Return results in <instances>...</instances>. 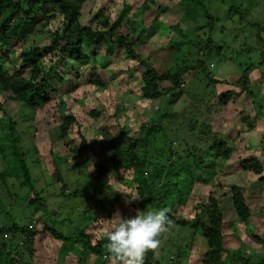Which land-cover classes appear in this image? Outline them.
<instances>
[{"label":"rangeland","instance_id":"1","mask_svg":"<svg viewBox=\"0 0 264 264\" xmlns=\"http://www.w3.org/2000/svg\"><path fill=\"white\" fill-rule=\"evenodd\" d=\"M142 1L136 0V5ZM185 1L160 0L164 9L156 6L146 17L149 21L157 19L156 32L145 43L138 45L143 56L150 58L161 69L194 64L198 58L207 63V74L199 73L198 77L189 78L182 87L183 94L174 104L170 96L156 101L145 99L138 78L141 73L133 70L137 60H131L119 50L106 57L105 66L100 69L105 86L94 83V70L90 65L83 66L72 77L77 87L60 89L51 102L34 114L28 111L27 116L18 115L19 103L5 99L0 93V142L4 143V149L0 151V171L3 174L2 177L0 175L1 221H7V217L8 221L14 219L22 225L40 229L44 227L43 221L66 235H78L81 229H86L87 233L95 236V244L97 237L103 236L119 215L130 217L138 210L151 209L146 202L142 204L131 173L112 166L109 158L128 148L135 138L145 137L147 131H140L144 122L158 121L167 114L169 117L163 125L169 132L166 138L168 146L162 143L164 136L149 137L146 147L138 152L140 156H145L149 170L160 164L174 163L178 167L177 164L184 160V151L198 144L197 129H212L229 136L230 144L238 149V154H234L227 163L225 187L196 181L189 195L186 188L180 193L177 191L175 196L172 193L168 202L174 203L175 214L191 220L195 205L205 202L209 193L214 192L220 198L225 214L226 263L257 264L264 256V189L258 183V176L241 170L238 165V160L248 156L249 152L256 153L264 161V116H255L258 106L264 108L263 68L260 65L263 45L257 37V33L264 29V0H205L210 13L217 18L212 29L204 11L188 14ZM121 2L85 0L81 19L84 23L96 24L92 16L105 6L115 18ZM135 11L136 8H133L131 13ZM240 12L244 13L243 18ZM56 26V23L51 24L46 32L32 38L27 46L48 45ZM209 39L223 48L206 53V49L197 45ZM104 53L102 51L101 55ZM249 65L253 66L250 79L251 88L258 98L256 104L251 94L247 95L245 90L234 84ZM209 77L221 82L213 83ZM228 89H234L236 94L227 105H220L217 97ZM59 95L63 97L62 105L66 111L73 112L81 124L80 130L78 124H73L68 137H62L60 133ZM95 110L102 113L99 116L91 114ZM5 111L14 116L19 124L17 136L30 167L31 183L25 182L17 158L13 156V147L3 137L1 124L8 121ZM247 115L255 124L252 129L242 119ZM191 122L198 124L196 129H192ZM240 129L242 134L237 135ZM82 134L90 142V148L83 144ZM171 150H178V154L172 155ZM99 163L109 165L111 169L105 176L93 178ZM56 170L64 177L66 189L63 182L57 179ZM231 184H248L253 190L251 209L257 218H252L250 224L239 223L235 216L229 195ZM114 188L126 193L111 192ZM158 189L165 190L162 186ZM169 189L174 191L171 185ZM36 196L40 200L31 204L30 200ZM131 196L137 197L132 199ZM253 234L261 239H254ZM160 241L156 256L165 264H203L208 250L204 238H193L190 228L179 225L171 227ZM13 242L11 250L21 253L17 246H20V238ZM61 243L49 232L40 236L35 240L34 260H28V253L25 255L28 264H79L80 247L64 257L59 255ZM240 257L244 261H239ZM105 261L114 264L112 258ZM97 263L104 261L90 255L84 264Z\"/></svg>","mask_w":264,"mask_h":264},{"label":"trees","instance_id":"2","mask_svg":"<svg viewBox=\"0 0 264 264\" xmlns=\"http://www.w3.org/2000/svg\"><path fill=\"white\" fill-rule=\"evenodd\" d=\"M204 1L186 0L185 9L189 15L196 14L198 10L204 11L209 19L208 25L212 29L217 18L210 13ZM84 2L85 0H0V93L5 99L19 103L18 115L27 116L29 115L28 111L34 114L37 109L51 102L54 94L60 89L70 90L77 87L78 85L73 83L72 77L83 66L90 65L94 70V83L105 86L106 83L100 69L105 66V58L112 56L115 50H119L131 60H137L138 64L133 66V70L141 73L140 77L137 76L141 80V93L145 99L150 101L162 100L170 96L173 98L171 103L174 104L176 99L183 94L182 84L185 86V82L189 78L198 77L199 73L207 74V63L201 58H198L194 64L186 63L174 68L161 69L139 51L138 45L145 43L156 32L157 19L153 18L149 21L146 17L155 10L156 6L164 9L160 0H143L138 6L136 0H122L117 9L118 16L115 18L111 16L105 6L93 14L92 20L96 24L82 21ZM234 7L233 9L240 11L238 7ZM133 8H136V11L131 13ZM243 15L244 13H241L242 18ZM54 23L57 26L52 31L51 41L48 45L27 46L32 38L46 32ZM263 31L264 29L259 31L257 37L262 40L264 46ZM197 45L201 49H206V53L213 50L219 51L223 48V46L214 44L210 39L206 43L199 42ZM102 51L105 52L103 55H101ZM262 60L263 53L260 65L263 68L264 79ZM252 70V65L247 66L234 84L240 86L241 90H245L247 95L251 94L253 102L256 104L258 98L251 88ZM208 79H211L213 83L221 82L213 77ZM235 94L234 89L222 92L217 97L219 104L227 105ZM59 97L61 103L60 133L62 137H68L73 124H78L79 130L81 124L73 112L66 111L67 109L62 105L63 97L61 95ZM262 109L264 110L261 106L256 108L255 116L257 118L261 115L264 116ZM5 113L8 121L1 124L3 137L13 147V156L17 158L18 167L25 182L31 183L30 167L20 148L17 136L19 124L15 121L14 116L8 114L7 111ZM101 113L97 110L91 112L97 116ZM168 117L165 114L158 121L156 119L150 123L144 122L140 126V131L141 133L147 131L145 137L135 138L128 148L118 151V154L111 155L109 161L118 170L131 173L142 204L146 202L148 208H156V210L168 209L167 214L171 221V227L179 225L183 228H190L193 238L201 236L206 240L208 250L204 255L203 264H227L224 259V252L227 250L225 248V214L220 198L214 192H210L205 202L195 205L194 217L191 220L182 215H176L174 203H170L168 200L172 193L175 196L177 191L180 193L185 188L189 195L196 181L206 185L210 183L215 187H225L224 177L227 176V163L234 154H238L237 146L230 144L229 136L222 133L209 128H207L209 131L197 129L198 144H193L191 150L184 151V160L177 164L178 167H175L174 163L160 164L149 170L145 156H140L138 152L146 145V139L149 137L162 138L164 136L162 143L168 146L166 138L169 132L163 125V121ZM242 119L247 123L249 129L254 128L255 124L250 115ZM197 125L192 122L190 124L192 129H196ZM240 130L237 135L242 134V130ZM161 132L162 136H159ZM150 134L152 135L149 136ZM81 136L83 144L90 148V142L83 134ZM232 139L234 142L236 141L235 137ZM151 142L152 140L149 141V143ZM2 144L0 142V151L4 149ZM171 151L172 155L178 154V150ZM238 165L241 170L258 176V183L264 189V161L260 156L249 152L248 156H243L238 160ZM108 166L102 163L97 164L92 174L93 178L105 176L111 169ZM55 174L57 179L63 182V188L66 189L64 177L57 170ZM0 175L1 177L3 175L1 171ZM169 185L173 186V192L169 189ZM160 186L165 190H159ZM63 192L66 194L65 191ZM229 195L239 223L250 224L252 218H257L251 209V198L254 193L248 184H231ZM38 200L40 198L37 196L33 197L30 203ZM183 204L186 205L185 202ZM5 219L8 221L9 218ZM7 221L3 222L0 218V264H28L25 257L27 253L28 260L33 261L36 254L35 240L47 232L55 239L62 241L59 249L60 256L65 257L80 247L82 253L78 256L79 264H84L90 255L104 261V263L97 264H107L108 261L105 260L111 258L107 251L106 238L98 236L94 244L95 236L87 233L86 229H81L78 235H66L55 226L41 220L43 229L22 225L14 219ZM163 236L164 234L159 239L161 240ZM252 236L254 239H261L257 234ZM16 238H20V246H17L22 250L21 253L11 250ZM156 250H149L145 253L144 264H165L156 256ZM239 261H244V258L240 257ZM257 264H264V256L257 261Z\"/></svg>","mask_w":264,"mask_h":264},{"label":"clouds","instance_id":"3","mask_svg":"<svg viewBox=\"0 0 264 264\" xmlns=\"http://www.w3.org/2000/svg\"><path fill=\"white\" fill-rule=\"evenodd\" d=\"M111 192L126 193L118 188ZM129 194V193H128ZM137 196H131L135 199ZM168 209L137 211L130 217L120 215L110 229L103 233L107 251L114 264H144L145 253L160 245L159 237L171 227Z\"/></svg>","mask_w":264,"mask_h":264},{"label":"built area","instance_id":"4","mask_svg":"<svg viewBox=\"0 0 264 264\" xmlns=\"http://www.w3.org/2000/svg\"><path fill=\"white\" fill-rule=\"evenodd\" d=\"M262 53H263L262 66L264 67V46L262 47ZM182 86H184V84H182Z\"/></svg>","mask_w":264,"mask_h":264}]
</instances>
